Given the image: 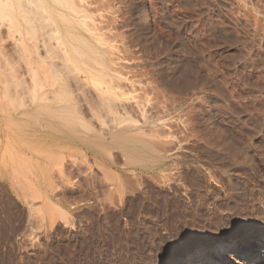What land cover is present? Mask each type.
I'll return each mask as SVG.
<instances>
[{"label": "rangeland", "instance_id": "1", "mask_svg": "<svg viewBox=\"0 0 264 264\" xmlns=\"http://www.w3.org/2000/svg\"><path fill=\"white\" fill-rule=\"evenodd\" d=\"M85 1L103 40L81 67L121 81L107 107L68 76L63 118L146 151L39 126L51 8L0 0V264H173L222 242L256 262L235 250L258 230L264 249V0Z\"/></svg>", "mask_w": 264, "mask_h": 264}, {"label": "bare ground", "instance_id": "2", "mask_svg": "<svg viewBox=\"0 0 264 264\" xmlns=\"http://www.w3.org/2000/svg\"><path fill=\"white\" fill-rule=\"evenodd\" d=\"M84 2L86 3L85 0H39V8L42 9V12L47 10V6H50L51 11L44 16V20L48 21L47 34L46 36L41 35L38 37L35 45V47H37V51H35L39 58L38 63H40L38 64L40 71L38 88L44 90V92L40 94L41 98L37 100L35 108L40 127L58 132L68 128H75L76 122L85 126V128L88 127L86 129L88 135H85L82 141L89 145H100L105 144L104 134L106 132L100 131L96 133L95 129V132L91 131L93 127L89 123H86L87 119L85 118L80 117L81 119L78 118L72 122H68V119L63 118L65 113H72L73 118L75 114L76 117L79 116L77 115L79 109L76 111V106L71 105L74 103L68 104L71 97L68 99L66 96L61 95V91L65 90L64 86L66 85L67 87L65 83H68L70 76H73L75 79L74 81L77 82L76 84L78 85L83 84L85 87L87 84H94L98 86L96 89V96L100 103L107 107L115 101V96L117 95L115 90L118 88V82L121 81L119 75L115 74L112 76L110 73L106 72L104 69L106 66L104 65H100L101 67L89 65L90 68L86 69L81 67L83 64H88L89 60H95L94 62L97 63V58H99V56H97L94 51H98V49L96 50V46L97 44H101L103 40L101 37H98L99 34L96 35L97 37L95 36L97 33L94 30L97 26L95 25L96 23L91 20V15L88 14L89 8L87 9L88 6ZM57 6H59L60 9H57ZM63 7L67 8V12L61 10ZM54 14L60 17L59 20L55 18ZM82 32L93 33V41L91 42L83 39L81 37ZM92 52L96 54L95 59V56L93 57V55H90ZM55 84H57L58 87L60 86V90L54 87ZM46 88L48 89L46 90ZM79 89H82L83 92L85 88L82 87ZM70 92L73 91L71 90ZM106 134L112 138H116L118 144L123 149L129 151L133 159L146 151L143 143L140 142L139 139L136 140L127 134L118 133L117 130L114 131L113 128L112 131L110 129ZM1 143L3 144V142ZM255 232L256 231L250 233L249 238L240 241V247L236 248L235 254L241 255L247 259H254L256 262L240 263L238 260H232L231 263H225L223 259H221V256H223V252L226 249L232 246L231 244L228 245L222 242L216 247L206 248L207 251L203 253L194 252L189 255L185 254L182 259L173 264H216L217 262L218 264H256L264 260V249L259 251V245L263 238L262 232H259V230L257 233Z\"/></svg>", "mask_w": 264, "mask_h": 264}]
</instances>
